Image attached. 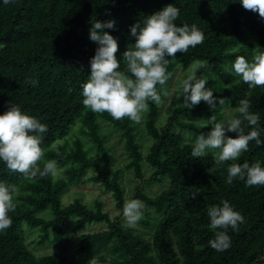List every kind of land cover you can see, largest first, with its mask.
I'll use <instances>...</instances> for the list:
<instances>
[{
	"label": "trees",
	"instance_id": "16d2710c",
	"mask_svg": "<svg viewBox=\"0 0 264 264\" xmlns=\"http://www.w3.org/2000/svg\"><path fill=\"white\" fill-rule=\"evenodd\" d=\"M170 3L180 10L175 23L195 24L205 39L187 53L168 57L170 78L157 85L161 99L179 65L195 61L197 78L206 77L213 95L225 98L223 106L232 109L231 118L239 116L236 109L242 99L250 100V111L260 116L256 127L264 141V87H250L233 69L236 57L244 56L251 63L255 54L264 52V19L245 10L240 0H14L9 4L0 0V114L13 103L46 124L40 167L55 160L61 169L55 177L25 179L0 161V183L16 187V209L9 213L13 224L0 233V264H264V186L248 187L238 178L227 183L232 162L217 165L219 149L201 158L191 155L200 133L212 129L211 123L201 128V122L212 117L218 123L224 120L218 99L214 109L203 100L190 108L179 96L162 124L159 105L149 101V111L143 114L146 148L133 121H117L83 105L82 85L91 74L90 60L98 47L90 39L93 22L115 20L114 29L104 31L117 39L116 56L120 70L126 71L123 53L136 40L130 27L138 21L143 26L145 17ZM32 80L37 81L35 86ZM102 126L123 139L124 169L142 179L146 166L148 185L165 182L154 195L139 190L129 199L143 202V225L152 223L150 212L156 214L149 236L125 225L117 215L111 217L103 200L93 205L81 198L62 200L71 185L90 181L110 193L122 214V168L112 166L108 133ZM251 130L248 126L245 133ZM183 132L194 141H186ZM89 150L101 160L97 162ZM245 161L250 165L259 161L264 167V143L257 146L251 141L235 162ZM225 200L245 219L238 230H227L230 247L217 251L209 245L219 229H211L208 209L222 206ZM96 224L105 227L89 230ZM66 228L79 235L70 259L57 250L37 255L27 245L26 230H35L37 246L62 247L68 240Z\"/></svg>",
	"mask_w": 264,
	"mask_h": 264
},
{
	"label": "clouds",
	"instance_id": "9594fccd",
	"mask_svg": "<svg viewBox=\"0 0 264 264\" xmlns=\"http://www.w3.org/2000/svg\"><path fill=\"white\" fill-rule=\"evenodd\" d=\"M13 2L14 0H3L4 4ZM240 3L245 10L257 13L264 19V0H240ZM179 14V8L170 3L145 17L143 26L138 21L130 27L131 35L136 40L134 46L123 53L126 71L120 70L121 60L116 56L119 50L117 39L104 31L106 28L114 29L115 20H95L90 28V39L98 47L90 60L91 74L82 85L83 105L93 113H108L114 120L128 118L137 124L142 121L143 114L149 111V101L160 105L162 99L157 85H165L170 78L171 73L167 71L168 57H176L178 52L187 53L189 48H195L205 39L203 31L195 24L189 26L184 23L178 26L175 21ZM195 69L194 65L182 82L180 97H183V102L192 108L203 100L214 109L218 99L223 106L225 98L215 97L213 91L206 87L208 79L197 78ZM233 69L250 87H264V52L255 54L251 63L244 56L236 57ZM30 83L35 86L37 81L32 80ZM164 95L167 96L168 93L164 92ZM251 107L250 100L242 99L236 109L239 113L237 118L218 123L212 117L210 121L201 123V128L211 123L212 129L207 134L200 133L191 155L193 158H201L207 151L219 149L216 164L232 162L227 167V183L231 184L234 178H238L248 187H259L264 186V167L261 163L257 161L250 165L247 161L235 162L242 153L249 150L251 141L254 140L257 146L264 143L260 138L262 130L256 127L260 116L251 112ZM248 126L252 130L246 134L245 128ZM47 131L46 124L11 103L0 114V161L10 171L22 174L25 179L57 176L59 168L55 160H48L43 168L39 163L44 157L42 142ZM227 132H235L237 135L228 136ZM185 135L190 134L185 132ZM15 194L14 185L0 183V233L13 224L9 213L16 209ZM143 208V202L138 199L125 202L123 216L128 226L134 227L143 218ZM208 216L211 229H219L214 231V239L209 241V245L217 251L228 249L231 238L227 230H238L245 218L226 200L222 202V206L210 207Z\"/></svg>",
	"mask_w": 264,
	"mask_h": 264
},
{
	"label": "rangeland",
	"instance_id": "374dc122",
	"mask_svg": "<svg viewBox=\"0 0 264 264\" xmlns=\"http://www.w3.org/2000/svg\"><path fill=\"white\" fill-rule=\"evenodd\" d=\"M194 65L196 66V62L192 61L191 64L185 67H181L182 65H179V67L176 69L174 77L167 86L168 95L162 98V103L159 105L160 112L158 115V119L160 120V124L164 122L167 113L177 104L182 88V82L184 79H186L187 74L193 69ZM220 110L224 115V120L222 123L231 119V113H232L231 108L220 106ZM143 123L144 120L142 119L140 123L138 124L134 123V124L136 127L137 138L141 142L143 148H146L147 144L149 143V139L144 130ZM102 129L106 130L108 133V139L106 140V147L108 148L109 153L111 155L110 159L113 168H116L118 166L122 168L120 181L124 188L125 202L128 201L130 197L133 196L135 192L139 190H142L149 195H154L158 193L159 190L163 186H165V182L164 181L160 183L153 182L150 185H148L146 181L150 178V169L146 166H144V170H143L144 174L142 179L136 178L130 170L124 169L123 165L126 161V152L123 147V139L120 138L119 132L117 131L107 129L103 126ZM227 135L232 136V132H227ZM183 138L186 141H194L191 135L186 136L184 132H183ZM89 152L94 156L97 162L101 160V157L95 154L93 150H89ZM60 171L61 169H59V174ZM79 198H81L83 202H86L89 205L91 204L93 205V202L95 200H101V201L103 200L104 207L109 211L110 216L114 217L115 215H117L118 218L125 225H127L125 218L123 216V212L122 214H118V212L115 209L113 198L111 197L110 193L103 191L101 186L88 181L85 183H80L78 185H73V186L71 185L68 188V190L62 194V200L64 203H68ZM144 217L146 216L143 214V218ZM150 219L152 220V223L147 226L143 225L140 221H138V223L133 227L134 230L139 232L140 234L149 236L150 232L154 227V219H156V214L150 212ZM104 227H105L104 224H96L89 227V230H98V229H103ZM65 232H66V236L68 237V240L64 242V246L62 247L56 248L52 245L37 246L34 243L37 234V231L35 230H26V242L29 248L33 250L37 255L49 253L50 251L57 250L62 252L63 256L66 259H70L74 254V249L76 247V242L78 240L79 235L78 234L73 235L70 232V229L68 228H66Z\"/></svg>",
	"mask_w": 264,
	"mask_h": 264
}]
</instances>
